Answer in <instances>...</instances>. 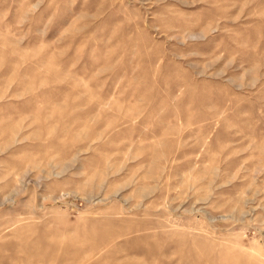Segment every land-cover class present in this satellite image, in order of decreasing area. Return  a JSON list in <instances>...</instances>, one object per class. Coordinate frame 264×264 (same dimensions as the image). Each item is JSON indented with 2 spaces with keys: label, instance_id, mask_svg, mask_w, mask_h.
<instances>
[{
  "label": "rangeland",
  "instance_id": "rangeland-1",
  "mask_svg": "<svg viewBox=\"0 0 264 264\" xmlns=\"http://www.w3.org/2000/svg\"><path fill=\"white\" fill-rule=\"evenodd\" d=\"M0 264H264V0H0Z\"/></svg>",
  "mask_w": 264,
  "mask_h": 264
}]
</instances>
